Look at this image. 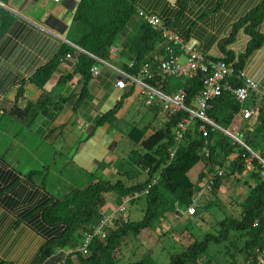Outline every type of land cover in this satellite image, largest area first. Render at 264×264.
<instances>
[{
	"label": "trees",
	"instance_id": "1",
	"mask_svg": "<svg viewBox=\"0 0 264 264\" xmlns=\"http://www.w3.org/2000/svg\"><path fill=\"white\" fill-rule=\"evenodd\" d=\"M185 1L182 0L180 4ZM135 3L136 0H79L67 30V39L89 53L108 60L110 48L116 44L128 26L134 24L136 26L134 37L125 43L131 53L128 59L132 60L133 64L128 67L127 62L123 65V70L136 76L141 66L148 62L151 71L156 72L158 57H167L164 47L167 38L163 36L162 29L155 30L138 17ZM263 17L264 0H259L233 27L231 35L219 42V47L222 49L223 44L231 41L235 31L242 26L250 36L247 50L234 62L235 70L245 71L243 67L248 52L261 44L262 35L258 27ZM160 19L166 30H172L169 22L161 17ZM70 51L71 47L65 43L59 50L57 59L37 71L31 82L40 89L44 87L59 61ZM75 56L76 63L72 67V74L80 73L86 84L92 76L90 67L94 64V60L83 53ZM222 57L227 61L234 60L229 54ZM171 78L180 80V84L173 89L169 85ZM147 82L165 93H172L179 88L184 89L185 103L188 105L192 104L194 97L203 88V77L200 73L193 77L154 75L153 78L147 79ZM224 82H229L233 86L238 84L234 79ZM23 94L24 89L20 85L19 96ZM253 102H255L254 98L249 103ZM119 106L120 103L115 104L98 119L97 123H102L109 116H113ZM239 108L240 104L234 96L228 91H223L210 100L207 114L223 129L231 133L239 132L250 151L223 131L196 118L190 121L181 140L177 142L174 139L176 124L187 116L182 110L168 115L163 126L155 129L144 139L142 136L145 129H137L136 139L132 142L139 143L142 154L135 160H130L140 172H145L144 181L132 182L133 175L119 171V175L113 181L98 179L83 188H72L63 198H56L51 203L43 205L40 208L42 219L50 226L58 228L53 237L49 238L41 248L36 264H57L64 257L63 254L57 253V250L76 246L81 240L83 231L91 228L98 221L100 212L108 201L112 200L113 204L118 206L126 196H133L136 193L137 196L129 204L141 196L144 198L143 215L139 220L117 216L105 240L94 239L88 247L87 255L73 252L64 262V264H120L122 257L119 256V251L126 245L128 239L136 238L144 229L156 232L169 214L180 217L190 205L195 206L198 213L199 209L206 208L204 200L207 194L215 196L224 178L244 173H248V178L253 179L254 186L239 202L238 214L232 213L233 216L219 221L218 235L207 233L202 240H197L187 227L177 229L171 227L168 230L171 239L179 247L170 255L169 264H196L211 241L219 242L226 239L230 231L238 232V238H243L240 249L248 258L247 264H254L257 256L264 250V176L262 175L264 166L252 154L264 157V101L258 103L256 114L248 119H241L237 115ZM33 109H35V117L32 122L35 123L36 117L41 114V103L39 102ZM254 118L258 121L256 127L251 123ZM203 130H206V135H203ZM171 149L175 151L172 158L169 154ZM248 164L251 167L250 171L247 169ZM217 168L221 169L223 174L215 179L208 193L202 194L195 201L206 176ZM192 174L194 176H191ZM246 183L249 184L248 181ZM208 261L209 259L206 263ZM152 263L149 253L129 258L125 262V264Z\"/></svg>",
	"mask_w": 264,
	"mask_h": 264
},
{
	"label": "crops",
	"instance_id": "2",
	"mask_svg": "<svg viewBox=\"0 0 264 264\" xmlns=\"http://www.w3.org/2000/svg\"><path fill=\"white\" fill-rule=\"evenodd\" d=\"M181 1L136 0L135 4L137 10L155 14L169 22L175 34L184 40L194 41L198 49L208 56L220 58L229 54L235 61L247 50L250 36L244 26L235 31L233 39L224 43L222 49L219 42L231 35L233 27L259 0H186L182 5ZM78 2L0 0V124L2 116L8 117L5 124L13 119H24L27 127L37 124L36 132L40 135L41 144L48 146L63 140L61 135L69 123L79 124L86 134L76 140L71 160L77 162L86 174L95 175L94 181L110 180L108 177L117 178L119 171L130 174L136 167L130 159L135 160L142 154L139 143L132 142L136 139L137 129H145L147 135H143L142 139L155 130L148 129L151 124L146 123L137 128L128 114L142 105V113L147 115V120L156 122L160 101L155 98L151 105H147V95L140 87L130 83L122 89L116 87V73L102 65L99 73L92 75L84 84L81 74H72V67L63 65L62 59L44 87L40 89L31 82L37 71L57 59L65 41H69L67 30ZM135 27L134 24L128 26L110 49L107 60L110 64L123 69L124 64L132 61L128 59L131 53L125 43L134 37ZM258 31L262 42L248 52L243 68L264 90V17ZM119 55L124 60L119 59ZM20 85L24 89L22 96H19ZM39 102L41 114L33 123V108ZM117 103L120 106L113 116L98 124V119ZM121 121H125L124 128ZM251 123L253 127L258 125L255 118ZM163 124L164 119L158 120L155 128ZM122 144L126 149L119 154L117 146ZM37 151L41 153L43 148ZM48 168L43 162L39 168L23 172L0 155V264H36L41 248L56 232L58 227L47 224L40 212L43 205L57 198L46 188L45 173ZM41 171L45 173L41 174ZM130 175L134 176V182L145 172ZM235 177L240 178L238 181L242 184L233 185L237 194L234 200L228 201L238 214V204L252 189L254 181L248 178V173L235 174ZM113 208L112 200L103 207L108 212ZM254 264H264V250Z\"/></svg>",
	"mask_w": 264,
	"mask_h": 264
},
{
	"label": "rangeland",
	"instance_id": "3",
	"mask_svg": "<svg viewBox=\"0 0 264 264\" xmlns=\"http://www.w3.org/2000/svg\"><path fill=\"white\" fill-rule=\"evenodd\" d=\"M120 38L121 36L118 40ZM119 59L124 60L121 55H119ZM180 61L183 62L184 58H180ZM179 84L180 80L177 78H171L169 83L171 89ZM256 107L258 106L256 105ZM143 109L142 105H138L136 111L134 110V112L128 114V117L133 119V124L137 125V128L146 123L151 124L150 127H147L148 129H156L158 120L164 119V123L167 121L168 117L162 111L161 105L156 114L158 119L156 122L148 121L147 115L142 113ZM2 118V124H0V155L23 172H27L31 168H39L43 162L46 163L49 166L48 171L46 173L41 171V174L43 172L47 175L46 188L50 189L57 198H63L72 188H83L94 182L95 175L86 174L77 162L71 160L70 155L76 140L86 134L79 124L69 123L61 135L63 140L60 143L56 142L48 146L45 143L41 144L40 135L36 132L37 124L27 127L24 119H13L14 121L5 124L4 122L8 120V117L2 116ZM125 121H121L123 128ZM144 135L147 134L144 133ZM38 148H43V152L38 153ZM125 149L124 144L117 146L119 154H123L122 150ZM127 152L128 150L125 154ZM123 159H125V156ZM249 166L248 164L247 167L251 168ZM130 174H139V169L132 168ZM191 176H194V174ZM39 178H41L40 175ZM145 178L146 175L138 176L135 180L144 181ZM108 179L113 181L116 177H108ZM239 179L235 175L224 178L221 182L222 187L220 186L221 188L219 187L215 192V196L207 194L204 200L206 208L199 209L198 213L194 206L195 212L193 214H182L180 217L171 215L162 221L156 232L144 229L136 238L128 239L126 245L119 251V256L122 257L120 264H125L129 258L147 253L152 258V264H169L170 255L179 249L178 244L171 239L168 233L171 227H176V229L187 227L197 240H202L207 233L218 235L220 233L219 221L225 217L233 216L232 213L237 214L235 207L229 204L228 200H234L237 193L234 191L233 185L242 184L238 181ZM143 209L144 198L141 196L127 206L124 216L129 217L131 220H139L143 215ZM112 211L111 209L110 212ZM242 244L243 238H238V232L230 231L226 239L219 242L211 241L196 264H247L248 258L240 249ZM208 259L209 261L206 263Z\"/></svg>",
	"mask_w": 264,
	"mask_h": 264
},
{
	"label": "built area",
	"instance_id": "4",
	"mask_svg": "<svg viewBox=\"0 0 264 264\" xmlns=\"http://www.w3.org/2000/svg\"><path fill=\"white\" fill-rule=\"evenodd\" d=\"M53 1L58 2L59 0ZM137 15L153 29H162L163 36L165 39L167 38V44L164 46L167 57H158L156 72H152L150 64L145 62L141 66L139 73L134 76L127 71L110 64L107 60L101 59L67 40L65 42L71 47V51L64 55L61 60L62 64L66 65L67 68H71L76 63L75 55H78L79 53L86 54L94 60V64L90 67L92 75L96 76L99 73V67L101 65L108 67L117 75L115 80L116 87L122 89L126 86V83L140 87L147 95L145 98V103L147 105H151L153 99L157 98L160 101L162 111L167 115L174 114L181 110L184 111L187 116L177 122L174 131V139L177 142L181 140L190 121L196 118L211 125L215 129L223 131L250 151V148L243 142L239 132L231 133L228 130L223 129L220 125L212 121L207 114V109L210 100L219 96L223 91H228L240 104L237 115L241 119H248L256 114L258 108L256 105L258 106L259 102L264 101V90H261L256 81L243 69L235 70L234 60L227 61L223 57L217 58L216 60L211 58L201 52L194 41L184 40L172 30H166L162 25L160 17L155 14L138 9ZM180 58H184V61L181 62ZM132 64V61L129 62L128 67H131ZM198 73L203 77V88L201 92L194 97L193 102L190 105L185 103L186 92L184 89L179 88L172 93H165L147 82V79L153 78L154 75L161 77H193ZM228 79H234L238 84L233 86L229 82H224ZM252 98H254L255 102L250 104L249 102ZM206 134V130H203V135ZM174 152L173 149L169 150L171 158L173 157ZM253 155L257 157L264 166V157L261 158L254 153ZM222 174L223 171L219 168L215 169L212 173H209L206 176L195 201L199 196H202V194H205L206 192L208 193L211 190L215 179ZM262 175L264 176V172H262ZM149 186L150 185H148V187ZM136 196V193L133 196H126L120 205L115 206L112 209V212L105 211L102 208L98 221L91 228L83 231L81 240L76 246L57 250V253L64 255L57 264H64L66 257L73 252L87 255L89 253L88 247L94 239L101 241L105 240L109 228L114 225L113 222L115 218L120 215L123 219H126V216H124L125 209L130 201ZM194 212V206L190 205L183 211V214H193Z\"/></svg>",
	"mask_w": 264,
	"mask_h": 264
},
{
	"label": "water",
	"instance_id": "5",
	"mask_svg": "<svg viewBox=\"0 0 264 264\" xmlns=\"http://www.w3.org/2000/svg\"><path fill=\"white\" fill-rule=\"evenodd\" d=\"M253 154V153H252Z\"/></svg>",
	"mask_w": 264,
	"mask_h": 264
}]
</instances>
